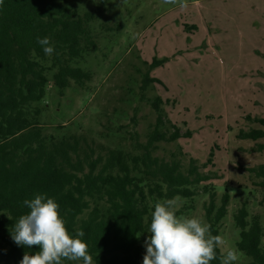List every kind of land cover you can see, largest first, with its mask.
Here are the masks:
<instances>
[{
    "label": "trees",
    "instance_id": "trees-1",
    "mask_svg": "<svg viewBox=\"0 0 264 264\" xmlns=\"http://www.w3.org/2000/svg\"><path fill=\"white\" fill-rule=\"evenodd\" d=\"M94 11L83 14L67 0H3L0 4V264H16L32 248L18 246L10 237L12 225L29 209L25 199L46 194L59 204V212L70 234L82 230L95 264H140L146 252L142 234L148 233L156 203L166 199L193 198L208 193L204 202L211 235H219L228 213L231 194L219 192L212 182L216 172H204L197 158L186 167L182 158L155 154L159 142H172L190 131L166 119L161 95L152 99L157 117L138 151L115 147L85 132L56 138L44 130L39 120L41 100L52 81L61 91L72 83L85 85L93 73L80 61L97 46L90 27ZM122 28L105 25L106 30ZM49 37L55 52L46 56L37 43ZM167 58L148 65L141 89L161 83L152 69ZM147 63V62H146ZM247 120L261 125L241 128L240 139L257 142L264 150V117L248 114ZM171 123L172 131L167 124ZM212 163V158L208 159ZM261 178L264 193V164L248 168ZM262 201H264V196ZM244 201L234 214L240 230L237 248L252 258L251 264H264V224L262 216L250 217ZM189 205L176 209L178 217ZM220 264L223 253L215 249ZM64 260L62 264H72Z\"/></svg>",
    "mask_w": 264,
    "mask_h": 264
},
{
    "label": "rangeland",
    "instance_id": "rangeland-1",
    "mask_svg": "<svg viewBox=\"0 0 264 264\" xmlns=\"http://www.w3.org/2000/svg\"><path fill=\"white\" fill-rule=\"evenodd\" d=\"M179 3L67 0L81 14L96 13L90 27L97 46L80 61L93 79L83 86L72 83L64 93L50 81L46 95L35 102L39 120L56 138L85 132L108 145L138 151L156 121L152 99L161 95L166 119L191 133L159 142L155 154H177L186 167L194 157L202 171L218 174L209 182L219 196L226 190L231 194L219 229L221 251L224 255L231 248L238 257L235 264H251L252 258L237 248L240 230L234 214L247 201L250 217L259 213L264 224L261 178L248 170L264 164V150L237 134L241 128L261 127L247 120L248 114L264 117V0H183V8ZM117 23L122 28L104 29V24ZM164 57L152 69L161 83L142 90L148 65ZM167 126L173 130L171 123ZM208 199V193L177 198L174 207L189 205L180 217L195 216L208 225ZM148 236L141 235L144 245Z\"/></svg>",
    "mask_w": 264,
    "mask_h": 264
},
{
    "label": "clouds",
    "instance_id": "clouds-1",
    "mask_svg": "<svg viewBox=\"0 0 264 264\" xmlns=\"http://www.w3.org/2000/svg\"><path fill=\"white\" fill-rule=\"evenodd\" d=\"M163 2L176 4L177 0ZM179 6L185 7L183 0ZM37 43L46 56L54 54V43L49 37H38ZM175 203L174 199H166L154 205L142 264H210L216 259L215 249L224 243L222 237L211 235L208 225L198 217H178ZM22 204L29 211L12 225L10 237L18 246L38 248L25 253L19 264H62L64 260L93 264L87 242L82 239L84 232H68L54 198L41 193L23 200ZM237 259L235 250L229 248L220 264H235Z\"/></svg>",
    "mask_w": 264,
    "mask_h": 264
}]
</instances>
